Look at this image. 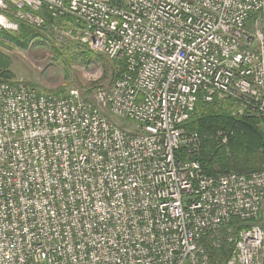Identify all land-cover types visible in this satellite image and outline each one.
<instances>
[{"label":"built area","instance_id":"obj_1","mask_svg":"<svg viewBox=\"0 0 264 264\" xmlns=\"http://www.w3.org/2000/svg\"><path fill=\"white\" fill-rule=\"evenodd\" d=\"M117 2L0 0V32L45 7L124 63L62 96L0 79V264H264V172L206 175L183 129L200 104L264 127V0Z\"/></svg>","mask_w":264,"mask_h":264},{"label":"trees","instance_id":"obj_2","mask_svg":"<svg viewBox=\"0 0 264 264\" xmlns=\"http://www.w3.org/2000/svg\"><path fill=\"white\" fill-rule=\"evenodd\" d=\"M118 3L117 0H110ZM36 15L44 18V27H34L22 21H16L18 30L16 32H0V39L18 46L27 48L30 42L41 40L48 36L52 25H59L61 20H53L44 7ZM89 55L96 54L87 51ZM0 60V71L3 76L12 78L7 70L8 65L2 56ZM112 77L117 78L124 70L123 61L111 62ZM10 81V80H9ZM61 96V95H59ZM186 133H194L201 140V148L196 155L206 175H217L223 173L249 174L264 171V127L261 120L255 115L247 113L240 116L233 115L229 110H223L216 105H198L197 110L183 124ZM217 133L228 135L225 146L217 144ZM259 221H263L260 213ZM228 245L222 244L218 249L209 251V264H223L228 258Z\"/></svg>","mask_w":264,"mask_h":264},{"label":"rangeland","instance_id":"obj_3","mask_svg":"<svg viewBox=\"0 0 264 264\" xmlns=\"http://www.w3.org/2000/svg\"><path fill=\"white\" fill-rule=\"evenodd\" d=\"M48 35L30 42L27 48L0 39V60L3 61V56L8 65L7 70L12 74L9 80L21 81L39 93L58 96L71 89L83 91L111 83L110 61L98 55H89L88 50L79 48L62 28H58V32L50 31ZM0 79H7L2 70ZM112 118L121 123L120 119ZM261 213L264 218V201Z\"/></svg>","mask_w":264,"mask_h":264},{"label":"crops","instance_id":"obj_4","mask_svg":"<svg viewBox=\"0 0 264 264\" xmlns=\"http://www.w3.org/2000/svg\"><path fill=\"white\" fill-rule=\"evenodd\" d=\"M14 78V77H13ZM11 82H15V79H13V80H10Z\"/></svg>","mask_w":264,"mask_h":264}]
</instances>
